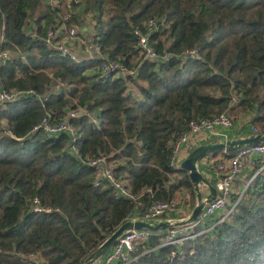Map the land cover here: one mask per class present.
I'll list each match as a JSON object with an SVG mask.
<instances>
[{"label":"trees","instance_id":"trees-1","mask_svg":"<svg viewBox=\"0 0 264 264\" xmlns=\"http://www.w3.org/2000/svg\"><path fill=\"white\" fill-rule=\"evenodd\" d=\"M73 9L66 28L83 30L82 16L90 14V39L129 74L103 80L98 59L72 62L47 46L46 27L61 9L42 0H0L3 49L12 56L0 63V91H32L44 100L0 105V264H29L21 255L30 253L48 264H83L128 221L132 205L106 182L95 186L86 160L108 157L117 178L142 193L140 214L180 191L193 210L188 174L169 167L171 143L189 122L222 112L237 122L249 116L242 128L264 124V0H79ZM150 19L158 58L142 61L133 30L145 32ZM194 48L198 58L184 59ZM76 109L85 115L68 122L75 153L68 134H30L45 116L62 121ZM33 198L52 211L32 213ZM208 223L179 246L160 247L161 239L151 237L133 264H264V171L204 232Z\"/></svg>","mask_w":264,"mask_h":264},{"label":"built area","instance_id":"built-area-1","mask_svg":"<svg viewBox=\"0 0 264 264\" xmlns=\"http://www.w3.org/2000/svg\"><path fill=\"white\" fill-rule=\"evenodd\" d=\"M42 1L52 9H61L63 11L59 20H56L46 27V35L44 37V43L55 50L61 58L72 62H78L80 58L86 60L98 59V74L103 80H110L115 77H122L129 74L120 63L107 59L102 54L100 45L90 39V32L88 29L93 22L90 14L82 16V20L84 21L83 30L79 31L75 26L66 28L65 22L75 13L73 4H77L79 0ZM154 25L155 20L150 19L144 25L145 32L140 29L133 30V35L136 39V50L142 61H155L158 58L156 51L149 43L151 29ZM2 32L3 27L0 26V63H5L7 60L11 59L12 56L10 52L3 49L4 39ZM28 37L34 39L35 35L28 33ZM198 54L199 49L194 48L183 52V58L193 60L198 58ZM163 57L167 59L170 56L165 53ZM28 93L33 92H22L17 89L0 91V105L20 100ZM234 105H236V100L232 99L231 106ZM83 115H85L83 109L70 110L67 112L65 120L57 122L53 121L51 117L47 115L32 128L30 134L42 133L47 138H54L64 133L68 134L71 144L70 150L75 153V148L72 144L76 141V135L68 122L70 119L79 118ZM248 118L249 116H245L240 122H237L229 112H222L209 118L189 122L187 130L183 131L171 143V153L168 161L169 167L172 169L180 168V154L182 149L186 151L192 150L191 145L195 140H198L199 143H204L212 139L218 141L226 137L224 133L225 130L235 127L240 131ZM91 121L96 124V119H92ZM262 126V129L253 126L251 135H264V124ZM201 162L203 163L202 165L205 171L200 172L204 177L209 176L211 184L215 188L216 195L213 200L205 203L197 223L156 233L147 230L129 231L124 234L114 244L111 250L96 264L133 263L136 259L133 255L138 253L139 248L145 245L153 236H157L161 239L162 244L160 247L170 245L179 246L184 240L192 239L196 236L194 234V229L197 225H204L210 218L217 217V215H219L218 213H222L215 219L216 221H213V225H211L212 223L207 224L205 232L210 231L216 224L220 223L232 212L252 179L257 174L264 171V143L240 149L230 156L224 154L208 155L203 158ZM85 163L96 172L97 178L95 186H98L100 182H106L120 198L127 200L132 205V210L127 217L128 221H171L184 219L181 216V212L183 207L190 204V195L188 193L185 192L181 200L153 201L144 209L142 214H140L138 208L141 207L140 199L142 193H133L128 185L117 178L111 163L108 161V157L100 156L91 158L86 160ZM245 171L250 172L249 177L246 179V183H244L243 187H240L238 193L235 194L234 190ZM147 191L148 190H145L144 192ZM233 195H237L234 201L232 200ZM30 209L32 213L36 214L42 212L50 213L52 211L49 208L44 209L41 207L37 198L32 199ZM21 258L29 264H48L36 253L21 255Z\"/></svg>","mask_w":264,"mask_h":264},{"label":"water","instance_id":"water-1","mask_svg":"<svg viewBox=\"0 0 264 264\" xmlns=\"http://www.w3.org/2000/svg\"><path fill=\"white\" fill-rule=\"evenodd\" d=\"M205 37L202 38L203 42ZM32 98L44 102L43 98L36 96L34 93H28L20 100ZM264 143V135H247L239 138H232L221 141H212L202 144L193 149L186 159L180 164V169L188 174V178L194 188L196 195V202L189 217L183 220H137L127 221L116 229L85 261L83 264H96L101 260L114 246V244L129 231L147 230L152 233L162 232L167 229L185 227L198 222L205 203L210 202L215 198L216 191L212 184L201 174L198 169L199 163L208 155L226 152L234 153L245 147ZM205 186L208 188V195L203 198L200 187Z\"/></svg>","mask_w":264,"mask_h":264},{"label":"crops","instance_id":"crops-1","mask_svg":"<svg viewBox=\"0 0 264 264\" xmlns=\"http://www.w3.org/2000/svg\"><path fill=\"white\" fill-rule=\"evenodd\" d=\"M251 129H252V127H251L250 125H245V126L241 129L242 131H240V132H243L244 130H249V132H251ZM240 132H239L238 129L235 128V127L230 128L229 130H225L224 133H225L226 137H225V138H222V139H220V140H218V141L235 138V137L238 136V134H240ZM212 140H214V139H212ZM205 143H206V142H204V143H199L198 140H195V142L191 145V148H192V150H193V149H195L196 147H198V146H200V145H202V144H205ZM192 150H190V151H186L185 149H182L181 154H180V164L186 159V157L188 156V154H189ZM200 163H201V162H200ZM200 163H199V165H198V169H199V171L204 172L205 169H204V167H203V165H202L203 163H202V164H200ZM249 173H250L249 171H245V173L242 174V177H241V179L239 180L236 189L234 190V193H235V194H237L238 191H239V189H240V187L242 188L243 185H244V183H246V179L249 177ZM205 178H206V179L208 180V182L211 184V180L209 179V176H206ZM200 191H201V193H202L203 198H205V197L208 195V193H209L208 188L205 187V186H201V187H200ZM185 192L188 193L187 191H180V192H178V193L176 194V196H175L174 199H175V200H181V197H182V195H183ZM189 205H190V204H187V206L183 207V209H182V212H181L182 214H181V216H182L184 219L187 218V217H189V215L191 214V213H190V211H191V206L189 207ZM188 207H189V208H188ZM218 214H219V215H217V217L220 216L222 213H218ZM217 217H214V218H212V219L210 218L209 221H208L209 224H211V222L215 221V219H216ZM130 264H133V263H130Z\"/></svg>","mask_w":264,"mask_h":264},{"label":"rangeland","instance_id":"rangeland-1","mask_svg":"<svg viewBox=\"0 0 264 264\" xmlns=\"http://www.w3.org/2000/svg\"><path fill=\"white\" fill-rule=\"evenodd\" d=\"M255 127L259 128V129H262V128H263L262 125H261V126H255ZM200 164H202V162H201ZM211 223H214V222H211ZM211 230H212V229H211ZM211 230H210V231H211ZM205 231H206V230H205ZM205 231H204V232H205ZM208 232H209V231H208Z\"/></svg>","mask_w":264,"mask_h":264}]
</instances>
